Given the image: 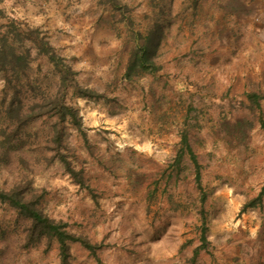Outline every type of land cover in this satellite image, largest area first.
Returning <instances> with one entry per match:
<instances>
[{
  "label": "rangeland",
  "instance_id": "374dc122",
  "mask_svg": "<svg viewBox=\"0 0 264 264\" xmlns=\"http://www.w3.org/2000/svg\"><path fill=\"white\" fill-rule=\"evenodd\" d=\"M113 2L122 9L111 0H10L2 12L0 24L37 27L77 83L102 96L65 95L82 132L67 127L62 151L84 186L41 157L49 116L22 129L39 133L31 144L26 137V164L15 151L8 163L0 157V187L32 178L43 210L94 243L95 254L73 244L69 264H264V0ZM151 30L159 68L125 77L138 33ZM29 65V79L54 93L47 58ZM10 95L0 75V114ZM183 135L201 188L186 150L175 162ZM13 222L0 205V264H58L56 246H17Z\"/></svg>",
  "mask_w": 264,
  "mask_h": 264
},
{
  "label": "trees",
  "instance_id": "16d2710c",
  "mask_svg": "<svg viewBox=\"0 0 264 264\" xmlns=\"http://www.w3.org/2000/svg\"><path fill=\"white\" fill-rule=\"evenodd\" d=\"M113 1L111 0L114 7L121 8L120 4ZM0 17H3L2 12ZM7 19L5 25L0 24V75L5 85L11 89V95L0 114V130L4 137L0 141V157L8 163L11 158L10 153L15 151L18 160L26 164L28 159L24 158L22 153L26 137L31 144L38 139L39 133L35 132L33 137L28 131L22 130L23 127L39 118L51 116L53 120L47 130L42 132L47 136H44V145L40 148L48 155L43 154L41 157L47 163L59 160L64 171L69 174L72 180L84 186L85 179L81 170L76 169L67 159L66 153L62 151L67 150L65 141L67 127H74L82 132L77 108L65 101V95L70 91L72 97L97 99L102 94L77 83L74 77L75 71L54 51V47L40 34L37 27H24L20 21L14 18ZM148 33L144 36L138 33L139 37L136 39L138 42L130 49L124 72L127 78L140 76L146 72H155L160 66L153 60L157 41L154 42L152 39V30ZM43 57L47 58L52 65L45 76L49 77V74L55 81L54 93L44 91L39 79H29L28 76L29 64L32 59ZM22 91H24V97L19 93ZM249 98L254 107L259 109V95L256 92H251ZM259 123L264 130L262 116L259 118ZM21 134H24L25 138H22ZM180 142L182 146L177 151L175 162H180L181 154L186 150L193 163L196 183L198 188H201L200 163L192 151L186 135L182 136ZM31 180L32 178H24L7 188L0 187V205L14 214V243L23 247L41 244L56 246L58 264H69L70 248L75 243L81 244L88 248L90 253L95 254L94 243L87 236L70 230L67 222L56 219L43 210V194L32 187ZM204 198L205 193H202L201 202ZM202 229L204 230L201 239L205 241V224ZM4 231L2 230V232Z\"/></svg>",
  "mask_w": 264,
  "mask_h": 264
},
{
  "label": "crops",
  "instance_id": "0c3cea01",
  "mask_svg": "<svg viewBox=\"0 0 264 264\" xmlns=\"http://www.w3.org/2000/svg\"><path fill=\"white\" fill-rule=\"evenodd\" d=\"M9 3H10V0H0V13L8 9Z\"/></svg>",
  "mask_w": 264,
  "mask_h": 264
}]
</instances>
